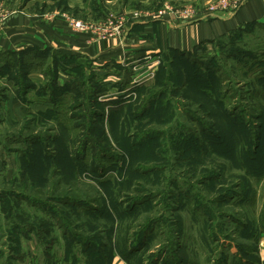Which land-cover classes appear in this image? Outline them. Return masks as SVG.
<instances>
[{
    "label": "rangeland",
    "instance_id": "1",
    "mask_svg": "<svg viewBox=\"0 0 264 264\" xmlns=\"http://www.w3.org/2000/svg\"><path fill=\"white\" fill-rule=\"evenodd\" d=\"M246 1L147 10L210 19ZM240 28L116 86L69 56L7 55L0 101L2 79L33 87L29 107L0 106V264H264V19Z\"/></svg>",
    "mask_w": 264,
    "mask_h": 264
},
{
    "label": "crops",
    "instance_id": "2",
    "mask_svg": "<svg viewBox=\"0 0 264 264\" xmlns=\"http://www.w3.org/2000/svg\"><path fill=\"white\" fill-rule=\"evenodd\" d=\"M32 1L18 10L6 8L7 15L0 20V63L11 52L49 48L76 59L87 69H95L98 82L115 86L121 84L124 72L131 70L129 67H133L134 74L127 75L125 83L138 79L140 70L152 71L167 49L191 50L246 23L264 19V0H247L235 14L223 16L218 12L210 19H180L170 12L163 17H142L126 26L120 36L101 40L94 33L75 30L71 19L102 20L110 12L128 9L150 11L147 9L151 0H39L44 4L40 10L31 5ZM52 4L51 9L45 8ZM2 82L8 89L0 106L5 103V108H27L32 104L27 99L29 92L25 100L21 99L10 81ZM41 106L37 104L38 108Z\"/></svg>",
    "mask_w": 264,
    "mask_h": 264
},
{
    "label": "built area",
    "instance_id": "3",
    "mask_svg": "<svg viewBox=\"0 0 264 264\" xmlns=\"http://www.w3.org/2000/svg\"><path fill=\"white\" fill-rule=\"evenodd\" d=\"M234 1V0H232ZM169 11L175 13L172 8L166 4L163 10L158 13L144 11L141 9H128L122 12H110L102 20L89 21L82 19H71V26L77 31L91 32L94 33L98 39L105 40L115 36H120L122 30L137 19H141L146 16H164V13ZM186 18L190 15V11L186 10ZM183 12V13H184ZM7 11L5 9L0 10V20L5 18Z\"/></svg>",
    "mask_w": 264,
    "mask_h": 264
},
{
    "label": "trees",
    "instance_id": "4",
    "mask_svg": "<svg viewBox=\"0 0 264 264\" xmlns=\"http://www.w3.org/2000/svg\"><path fill=\"white\" fill-rule=\"evenodd\" d=\"M239 29H241V28H239ZM34 50H38V51H41V52H45V53H50V52H54L55 54H57V55H62V54H60V53H57V52H55V51H53L52 49H49V48H47V49H40L39 47H31V48H26V49H24V50H22V51H19V52H11V53H8L7 55H16V54H18V55H20L21 56V65H22V67H24L25 66V63L27 62V59H25L32 51H34ZM173 50H177L178 51V49H173ZM179 51H183V50H179ZM184 51H186V50H184ZM6 55V56H7ZM5 56V57H6ZM65 56H68V55H64L63 57H65ZM70 57V56H69ZM8 63L9 62H7V60H5V58H4V60H3V65L2 64H0V74L1 75H3V74H5V70L7 69V65H8ZM61 67V66H60ZM64 67H67V66H65L64 65ZM60 69H62V67L61 68H59L58 67V65H57V67L55 68V73L57 74V77H58V74H59V71H60ZM22 71V74L21 75H23V77L24 78H26V79H28V75H29V72H30V70H26V69H22L21 70ZM12 78V80H15V81H17V76H13V77H11ZM18 83V82H17ZM17 85H19V83L17 84ZM33 87V85L32 84H28L27 85V87L22 91V96H19L21 99H24L25 100V95L29 92V89L30 88H32ZM53 102H55L56 103V101L54 100ZM51 109H54V107H52ZM55 110H58V109H56L55 108ZM157 262V261H156ZM238 264H251V263H248L247 261H245V260H242V261H240V262H238Z\"/></svg>",
    "mask_w": 264,
    "mask_h": 264
}]
</instances>
